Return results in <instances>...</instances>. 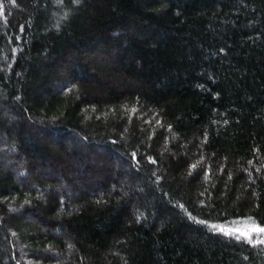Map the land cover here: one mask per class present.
<instances>
[{
    "label": "trees",
    "instance_id": "obj_1",
    "mask_svg": "<svg viewBox=\"0 0 264 264\" xmlns=\"http://www.w3.org/2000/svg\"><path fill=\"white\" fill-rule=\"evenodd\" d=\"M264 0H0V264H264Z\"/></svg>",
    "mask_w": 264,
    "mask_h": 264
},
{
    "label": "rangeland",
    "instance_id": "obj_2",
    "mask_svg": "<svg viewBox=\"0 0 264 264\" xmlns=\"http://www.w3.org/2000/svg\"><path fill=\"white\" fill-rule=\"evenodd\" d=\"M221 228L227 233L243 237L256 244L264 245V232L256 231V229H260L261 227L254 223L238 222Z\"/></svg>",
    "mask_w": 264,
    "mask_h": 264
},
{
    "label": "snow or ice",
    "instance_id": "obj_3",
    "mask_svg": "<svg viewBox=\"0 0 264 264\" xmlns=\"http://www.w3.org/2000/svg\"><path fill=\"white\" fill-rule=\"evenodd\" d=\"M256 231L264 232V228L256 229Z\"/></svg>",
    "mask_w": 264,
    "mask_h": 264
}]
</instances>
